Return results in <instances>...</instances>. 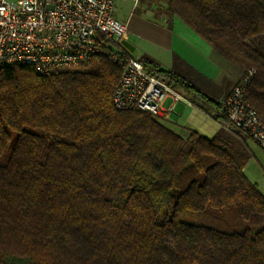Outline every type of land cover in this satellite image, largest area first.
<instances>
[{
    "label": "trees",
    "instance_id": "trees-1",
    "mask_svg": "<svg viewBox=\"0 0 264 264\" xmlns=\"http://www.w3.org/2000/svg\"><path fill=\"white\" fill-rule=\"evenodd\" d=\"M248 74L264 122V0H166ZM106 51L74 68L0 70V264H264V194L221 102L154 61L147 71L219 122L184 136L120 110L126 64ZM163 120V121H162Z\"/></svg>",
    "mask_w": 264,
    "mask_h": 264
},
{
    "label": "built area",
    "instance_id": "built-area-1",
    "mask_svg": "<svg viewBox=\"0 0 264 264\" xmlns=\"http://www.w3.org/2000/svg\"><path fill=\"white\" fill-rule=\"evenodd\" d=\"M127 31V23L115 17V0H0V70L30 65L46 75L56 68H74L103 54L106 45L120 44ZM253 73L241 77L221 102V111L227 130L243 131L264 151V122L247 96ZM168 97L193 105L133 58L122 71L114 104L120 110L163 116L174 108L162 107Z\"/></svg>",
    "mask_w": 264,
    "mask_h": 264
},
{
    "label": "crops",
    "instance_id": "crops-1",
    "mask_svg": "<svg viewBox=\"0 0 264 264\" xmlns=\"http://www.w3.org/2000/svg\"><path fill=\"white\" fill-rule=\"evenodd\" d=\"M131 1L133 4L130 7L128 3ZM115 17L127 23L128 33L114 48L125 51L133 58L145 57L158 63L216 101L222 102L242 75L240 67L219 55L194 28L179 16L169 14L167 5L160 9L154 0H115ZM171 105H174L173 110L166 111L162 117L169 127L178 128L184 136L191 130L204 134L199 128L201 117L197 116L212 118L209 114L181 101L170 102L165 109ZM217 123L216 134L226 130ZM240 139L250 152L248 139L243 134Z\"/></svg>",
    "mask_w": 264,
    "mask_h": 264
},
{
    "label": "rangeland",
    "instance_id": "rangeland-1",
    "mask_svg": "<svg viewBox=\"0 0 264 264\" xmlns=\"http://www.w3.org/2000/svg\"><path fill=\"white\" fill-rule=\"evenodd\" d=\"M134 1H140V0H134ZM154 3L156 5H158V7L160 9L166 8V5H167L166 4V0H154ZM132 4H133V1H131L130 3H128V5H130V7L132 6ZM139 10H141V9H139ZM139 10H138V13H140ZM127 33H128V31H127ZM262 42L264 43V36H262ZM244 74H245V71L243 70L242 75L236 81V83L231 87V90L238 83V81L241 79V77ZM231 90H230V92H231ZM170 102H172V99L170 97H168L164 101V103L162 104V107L163 108H167L169 106V103ZM162 112H164V111L162 110ZM160 117H163V116H160ZM197 117H201V119L199 120V128H201L202 131L204 132L203 135H205V136L209 135L207 137H213V136H215V134H216V132H217V130L219 128V124L215 120H213L212 118H210L208 116H205V115H203V116H197ZM175 130L178 131V132H180V130L178 128H176ZM242 134H243L244 137H246L248 139L249 146H250V150H251L250 152H248V160L246 162L244 171H245L247 177L252 182L256 183L258 185V187L260 188V190L262 191V193L264 194V151L246 133H244L242 131Z\"/></svg>",
    "mask_w": 264,
    "mask_h": 264
}]
</instances>
